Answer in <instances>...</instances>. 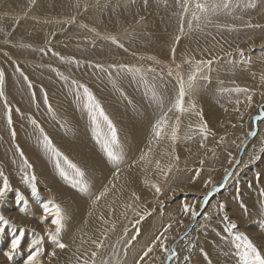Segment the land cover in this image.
Returning a JSON list of instances; mask_svg holds the SVG:
<instances>
[{
    "label": "rangeland",
    "instance_id": "obj_1",
    "mask_svg": "<svg viewBox=\"0 0 264 264\" xmlns=\"http://www.w3.org/2000/svg\"><path fill=\"white\" fill-rule=\"evenodd\" d=\"M243 2L240 0L241 5ZM180 12L176 0H35L34 4L30 0H0V70L5 74L3 91L6 95L0 97V172L10 185L0 203V214L10 221L0 234V264H25L32 251L28 244L37 233L44 236V253L40 257L43 264H80L88 258L85 253L90 256L95 250L91 240H99L101 232L110 227V224L102 225L101 214L110 223L115 222L116 229L108 233L105 247L99 250L97 264L101 257L111 258L113 244L120 252L122 264H135L142 249L168 223L173 224L169 232L177 253L171 264L180 261L208 264L201 249L208 253L211 264H240L230 238H221L227 237L223 232L225 216L237 224L234 231L245 233L264 254V195H261L264 192V152L261 157L259 153L255 165L242 168L241 174L227 187L209 197V203L215 201L209 213L206 211L208 203L201 207L203 195L211 187L205 188L204 181L209 176L217 185L224 181L225 169L231 170L234 166L228 163V153L237 159L241 151L237 145L242 140L248 142L251 116L264 101V82L260 80L264 74V0H256L255 8H236L231 15L226 10H218L215 15L209 14L211 23L202 17L199 28L194 22L189 30L185 23V32L176 43ZM247 23L261 27L248 28ZM229 27L234 30L229 31ZM108 36L114 37L116 43ZM172 48L176 49L175 63L181 64L185 76L189 71V66L183 63L185 59L213 60L208 73L211 82L198 81L191 95L212 134L204 141L206 147L201 148V137L193 135L188 127L191 124L195 128L199 118L191 113L181 115L180 139L175 144L179 160L173 161V170L165 179L156 172L154 164L129 165L149 147L152 158L160 159L162 164L170 162L164 155L171 151L170 139L149 142L153 140L152 125L162 111H167L176 94L175 80L167 76L168 68L175 67ZM121 65L127 67L121 69ZM127 68H140L144 80ZM152 68L156 71L149 70ZM57 72L68 81L61 79ZM73 80L91 90L117 127L124 154L118 179L113 177L114 165L95 142L87 110L78 103L70 88ZM153 86L164 100L163 109L151 99ZM236 86L253 91L251 107L246 103V94L218 91L220 87ZM237 99L242 101L240 113L233 111ZM5 100L12 109L11 126L7 123ZM188 101L185 97L186 105ZM241 114L243 119H240ZM168 115L170 123L174 124L178 114ZM31 119L37 121L56 147L85 171L89 193L70 187L59 176L54 161L37 143L39 133ZM188 135L193 138L186 139ZM262 142L261 138L259 147ZM18 146L33 165L28 171H34L37 177V196L31 194V186L22 180L24 172ZM201 160L204 161L203 171L193 182L194 171L201 167ZM2 180L0 177V187ZM110 182L115 183V191ZM151 183L161 186L160 195L150 187ZM105 186L110 188L109 194L93 208L91 201ZM133 192L140 196L139 201L133 202ZM20 195L27 203H17ZM49 200L59 204L66 215L61 240L68 245L66 249H56V256L51 258L48 253L53 251L54 245L45 236V229L54 230L55 226L51 224V217L41 221L43 205ZM184 203L195 204L197 211L203 213L202 217L192 219L183 214ZM220 203L226 208H219ZM125 204H132L144 219L140 220L132 209H126ZM137 220L140 222L135 227H139L140 234L125 257L123 244L134 234ZM200 220L202 226L197 227ZM20 229L25 231V237L8 258L4 253L10 251L11 240ZM125 229L127 236H124ZM155 256H162L158 248L146 259L153 261Z\"/></svg>",
    "mask_w": 264,
    "mask_h": 264
},
{
    "label": "snow or ice",
    "instance_id": "obj_2",
    "mask_svg": "<svg viewBox=\"0 0 264 264\" xmlns=\"http://www.w3.org/2000/svg\"><path fill=\"white\" fill-rule=\"evenodd\" d=\"M147 2V0H145ZM30 3H35V0H30ZM176 3L179 5L181 12H180V23H179V34L175 37V42L178 43L181 39V36L185 32V23H187V27L189 30H192L193 23L197 28H199L200 21L203 17L208 23H211L209 19V14L215 15L218 10H226L227 14L231 15L232 11L236 8H240L241 6L244 8H255L256 7V0H244L243 4L241 5L240 0H236V3H233V0H176ZM186 17H190V19L185 20ZM245 27L253 28V27H261V25L256 24L253 25L251 23H247ZM229 31L234 30L233 28L229 27ZM111 39L113 43H116L114 37H107ZM122 47V45H121ZM175 48H172L173 59L172 63L175 65L174 68L169 67L167 71V76L170 78H174L175 80V89L176 94L175 97L172 99L170 103V107L167 108V111H162L161 116L155 121L152 125V136L153 140L149 143L158 142L162 138L170 139L171 141V151L165 152L164 155L169 157V163L162 164L160 159L152 158V148L149 147L147 152H142L138 158V160H133L129 167H132L136 164L142 165H153L155 166V170L157 173L165 177L172 172L174 163L173 161H178L179 156L176 155L175 144L180 139L178 135L180 129V116L185 113H191L197 116L198 123L195 125V128L191 124H189V128L192 129L193 135H199L201 137L200 147L205 148L206 145L204 141L207 140L208 136L212 133L208 127L207 121L204 120L203 114L201 111L197 110V106L194 101L191 100V95L195 91L197 82L198 81H206L211 82V77L208 73L211 72V65L213 64L212 59H200L196 60L194 57L187 58L183 61V63L189 66V71L187 76L182 71L181 64L175 63ZM240 54L243 55L242 50H240ZM63 59V58H62ZM150 60H155L154 57H148ZM72 62V61H69ZM159 63V61H155ZM248 63V61H245ZM97 68L106 71L103 69V66L96 65ZM121 69L126 68L127 66L121 65L119 66ZM152 72H155L156 69L152 68L149 69ZM53 71H57L53 69ZM128 72L133 73L134 75H139L141 80H144V76L142 74V70L140 68H127ZM57 75L61 77V79L68 81V78L63 76L62 73L57 72ZM27 79V77H25ZM5 80V74L2 70H0V97H4L3 85ZM261 82H264V74L260 76ZM146 82V81H145ZM223 84V81L220 82ZM233 83H235L233 81ZM31 87V84H29ZM70 88L74 92V95L81 104V106L87 110V113L90 117L91 124H92V131L95 142L99 145L101 152L107 157V160L112 163L115 167V171L113 172L114 178H119L120 175V165L124 163V154L120 147V138L118 134V130L116 125L114 124L113 120L109 117V115L105 112L104 108L102 107L101 103L95 95L91 92V90L84 84H80L77 81L73 80L70 82ZM151 99L155 102L161 109L164 107V100L163 98L157 93L155 87L153 86L151 89ZM220 93H237V94H246V103L249 107L252 106L253 101V91L249 88L236 86L233 88H218ZM185 97L189 98L188 104L185 103ZM44 102L47 104V95L45 94ZM236 107L233 109L234 112L240 113L239 105L242 103L241 100L237 99L235 101ZM5 107L7 109V123L9 126L12 124V116L11 112L12 109L8 107L7 101L5 100ZM258 107V114L252 117V119L256 121H260L264 123V104H260ZM51 105H49V111L51 112ZM17 111H19L17 109ZM175 112L178 115L175 118V123H170L169 113ZM240 119H243V115L241 114ZM31 123L36 127L38 130L37 136V143L43 150V152L54 161V166L59 176L72 188L77 189L81 193H89V184L86 179L85 171L78 166V164L74 163L67 155H65L58 147L55 146L52 139L45 133L44 129L37 123L35 119H31ZM235 127V125H233ZM12 137L15 138V131L11 133ZM256 133L253 131H249L247 136H255ZM186 139H192V135H188L185 137ZM223 141V137L220 138ZM246 144V140H242L237 147L243 150L244 145ZM17 151L19 152L22 164V170L24 175L22 176V180L25 184L31 186V194L33 196L39 195V191L37 189V177L33 172H29V169L33 168V165L28 161L25 157L24 152L17 147ZM213 154H215L214 149H212ZM261 151L264 152V147L261 148ZM229 160L228 163L232 164H239L240 160L236 159L231 152L228 153ZM253 158H259L253 153ZM204 161H200L201 167L194 171L193 182L195 179L200 177L201 171H203ZM226 175L224 176V181L226 182L230 176H232V172L229 169H225ZM0 177H3L2 180V187H0V203L3 202L5 193L10 190L9 181L6 176H4L3 172H0ZM259 178V175L257 176ZM146 184L149 182L146 180ZM111 188L114 189L116 187L115 183H111ZM210 190L207 191L203 195V200L201 202V207L207 204L209 201V197L213 195V193L217 192L219 188L224 187V183H220L217 185L211 176L204 181V187L209 188ZM150 187L154 189L157 195L161 194V186L158 183H151ZM110 188L105 186L102 191H100L95 198L91 201L92 207L98 204V202L106 197L109 194ZM261 195H264V192H261ZM133 202H137L140 200V196L137 195L135 192L131 194ZM24 202L27 203L23 195H20V199L17 203ZM124 207L126 209H132V211L140 217V220L144 219V216L141 215L139 212H136L135 208L132 207V204H125ZM225 205L223 203L219 204V208L223 209ZM242 207H244L242 205ZM182 211L185 215H190L192 219H195L200 213L197 211V207L195 204H188L184 203L182 205ZM246 211V208H245ZM43 213L44 215L41 217V221L47 220L51 217V224L54 225L53 229H45V236L48 240L52 242L54 245L53 251L48 253V256L55 257L56 251L55 249H66L68 247L67 244L62 242L61 240V233L65 228V219L66 215L61 208V206L54 201L49 200L47 204L43 205ZM147 214V213H146ZM89 215H92V212H89ZM99 219L104 225H109L110 227L105 228L101 232V238L99 240L93 239L91 240V244L94 245L95 250L90 252V256L88 253H85V256L88 258H84L80 261V264H97V257L100 255L99 250L105 247L104 241L108 237V233L110 231H115L116 224L115 222H109L107 219L104 218L103 214L99 216ZM225 226L223 228V232L227 234V237H221L222 239L230 238V243L236 250V255L239 257L240 264H264V254L257 248V246L252 242L249 237L239 231H234L237 229V224L233 222L229 217L225 216L224 218ZM140 220L135 221L134 228L135 232L131 235L130 238L126 240L123 244V255L127 256V250L129 247L133 245V242L137 240V237L140 234L139 227H135L138 225ZM85 223H87L85 221ZM182 223V222H181ZM10 224V221L4 217V215L0 214V234L5 232L6 226ZM173 224L168 223L162 226V230L158 232L154 236L153 239L142 249V253L139 255L138 259H136L135 264H154V261H160V264H169L170 261L176 256L175 248L169 245L170 237L168 235L169 231L172 229ZM128 235V230H124V236ZM217 235L219 236L220 233L218 232ZM25 237V231L20 229L18 235H14L11 240L10 251L4 253V255L8 258L12 257V253L15 252L20 246L21 242ZM119 243V241L117 242ZM44 244V236H40L38 233L34 234V238L28 244V248L30 254L25 261V264H43V261L40 259L41 255L44 253V248L42 245ZM159 249V252L162 253V256H155L153 261H150L146 258L150 257V254L154 252V250ZM201 252L204 255V258L208 260V264H211V260L208 259V253L201 249ZM120 252L117 250L116 245H112V253L111 258H100L99 264H122L121 259H119ZM187 259V257L185 258ZM79 260V258H78Z\"/></svg>",
    "mask_w": 264,
    "mask_h": 264
},
{
    "label": "bare ground",
    "instance_id": "obj_3",
    "mask_svg": "<svg viewBox=\"0 0 264 264\" xmlns=\"http://www.w3.org/2000/svg\"><path fill=\"white\" fill-rule=\"evenodd\" d=\"M16 15V14H15ZM77 15V14H76ZM63 18V17H62ZM64 21V20H63ZM13 32V31H12ZM98 33V32H97ZM110 35V34H109ZM27 37V36H26ZM109 37V36H108ZM261 46V45H260ZM264 46V45H263ZM259 47V46H258ZM90 64V63H89ZM166 65H167V63H166ZM168 65H169V63H168ZM173 66V65H172ZM173 68V67H172ZM110 71V70H109ZM152 84V83H151ZM150 84V85H151ZM173 84V83H172ZM4 95H5V93H4ZM6 96V95H5ZM12 102V101H11ZM76 103V102H75ZM261 104H264V101L263 102H261ZM151 114V113H150ZM258 114V112L256 113V114H253L252 116H251V128H250V131H253V132H255L256 133V135L255 136H248V139H247V141L248 142H250L251 144H249V145H247L246 146V144L248 143V142H246V144L244 145V148H243V150H241L240 151V153H239V155H238V157H237V159L238 160H240V163L239 164H233L234 166L232 167V169L230 170L233 174H232V176H230L229 177V179L225 182V181H223V183H224V187H222V188H219V190L217 191V192H215V193H220L221 192V190L222 189H224L225 187H227L228 186V184L231 182V181H233V179L235 178V177H237L239 174H241V172H242V168H245V167H247V166H253V165H255L256 163H257V161H258V159L257 158H253V153H255V155L258 157V155H259V153H260V157H261V153H262V151H261V148L262 147H264V123H261L260 121H256V120H254V119H252V117H254L255 115H257ZM81 116V115H80ZM74 118V117H73ZM79 125V124H78ZM128 125V124H127ZM130 126V125H129ZM134 127V126H133ZM131 130H133V129H131ZM131 132V131H130ZM130 135H131V133L129 134V137H130ZM140 135V134H139ZM132 136V135H131ZM261 138H262V143H261V146L259 147L258 145H259V142L261 141ZM134 141V140H133ZM146 144V143H145ZM132 149V148H131ZM106 164V163H105ZM102 165H104V164H102ZM106 167V166H105ZM103 171V170H102ZM132 179V178H131ZM219 185V184H218ZM112 189V188H111ZM210 190V189H209ZM114 191H115V189H114ZM125 191V190H124ZM110 192V191H109ZM215 193H213V195H215ZM212 195V196H213ZM178 196V195H177ZM212 196H210V197H212ZM210 200V199H209ZM113 203V202H112ZM215 201L213 202V201H210V203L208 202V204H207V207H209V208H207L206 207V211H208V213H209V211H211V208L212 207H214L215 206ZM108 205V204H107ZM206 206V204L204 205V207ZM226 208V207H225ZM105 211V210H104ZM213 211V210H212ZM107 213V212H106ZM202 215H203V213L202 212H200V214L198 215V217L199 216H201L202 217ZM102 225H104V224H102ZM201 227L202 226V224H201V220L199 221V225L197 226V227ZM98 233V232H97ZM188 235L190 234L189 233V231L188 232H186ZM168 235H169V237H170V240H169V245L171 246V247H173V248H175L176 247V244H175V242H173V241H171V238H172V233H168ZM50 244V243H49ZM49 249V248H48ZM56 250V249H55ZM52 251V250H51ZM75 256V255H74ZM188 260H190V257H189V255H188ZM171 262L172 261H170L169 262V264H171ZM185 263V261H180L179 262V264H184ZM189 264H190V262H189Z\"/></svg>",
    "mask_w": 264,
    "mask_h": 264
}]
</instances>
